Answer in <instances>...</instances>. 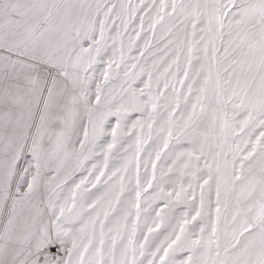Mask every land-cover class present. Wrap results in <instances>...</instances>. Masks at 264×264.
<instances>
[{
  "label": "snow or ice",
  "instance_id": "snow-or-ice-1",
  "mask_svg": "<svg viewBox=\"0 0 264 264\" xmlns=\"http://www.w3.org/2000/svg\"><path fill=\"white\" fill-rule=\"evenodd\" d=\"M0 264H264V0H0Z\"/></svg>",
  "mask_w": 264,
  "mask_h": 264
}]
</instances>
